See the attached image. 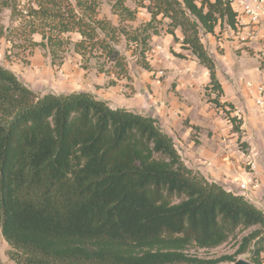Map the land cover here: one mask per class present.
<instances>
[{"label": "trees", "instance_id": "trees-1", "mask_svg": "<svg viewBox=\"0 0 264 264\" xmlns=\"http://www.w3.org/2000/svg\"><path fill=\"white\" fill-rule=\"evenodd\" d=\"M140 7L150 19L138 23ZM218 25L236 26L230 0H0L8 59L40 47L61 66L75 53L115 86L132 79L129 56L153 70L151 41L165 31L209 71V101L224 106L202 39ZM0 232L14 261L0 264H219L241 254L264 263V208L190 168L158 118L90 91H36L3 64ZM233 238L232 254L190 251Z\"/></svg>", "mask_w": 264, "mask_h": 264}, {"label": "crops", "instance_id": "crops-1", "mask_svg": "<svg viewBox=\"0 0 264 264\" xmlns=\"http://www.w3.org/2000/svg\"><path fill=\"white\" fill-rule=\"evenodd\" d=\"M176 32L180 37V29ZM162 36H165V43L157 48V57L166 55L173 44L178 45L174 52L184 57L178 61L174 57L166 60L172 70L165 79L168 82L163 84L151 79V72L146 69L142 72L141 69L144 78L142 89H139L137 79L133 83L139 90V101L136 103L127 98L129 102L123 107L158 118L190 168L264 208V111L255 103V90H249L248 81L244 84V77L248 75L262 83L264 74L260 63L256 68H245L240 64L249 52H252L250 56L258 57L262 41L255 38L241 44L228 26L222 29L218 25L214 34L202 33V39L216 62L217 76L223 89L220 101L226 103L217 106L209 101V71L199 64L196 57L193 61L186 58V53L192 56L190 50L176 42L174 35L161 33L155 35L152 42ZM8 47L6 39L0 37V64L16 72L15 59L6 57V52H10ZM195 64L199 66L195 67ZM131 73L133 75L132 70ZM97 79L98 89L78 91H90L109 103L119 83L106 87L109 77L102 73ZM172 80L175 83L170 85ZM121 99L124 98H119L117 104ZM228 110L231 116L240 118L238 127L229 119ZM243 182L248 183L246 189L241 187Z\"/></svg>", "mask_w": 264, "mask_h": 264}, {"label": "rangeland", "instance_id": "rangeland-1", "mask_svg": "<svg viewBox=\"0 0 264 264\" xmlns=\"http://www.w3.org/2000/svg\"><path fill=\"white\" fill-rule=\"evenodd\" d=\"M132 6L135 7L136 5L132 3ZM102 14H106L107 16H110L111 18L115 19V16L111 14L110 6L107 3L104 4L102 7ZM138 16H139L138 23L150 19L149 13L143 7L139 8ZM2 18L4 23L8 24L9 11H5L4 14L2 15ZM163 33H165V31H163L162 34ZM158 39L159 40H156L155 43L151 41L152 49L148 53V58L153 66V70H147V71L151 72L150 76L151 79L153 80L155 79L157 80V76L159 75V72L163 71L162 76L160 77L161 79L160 81L163 84L164 82H168V80L165 79L167 78L168 74H170L169 72L172 70L171 67H168L169 65H167L166 60L169 57H174V59L177 61L181 60L182 58L174 55L175 54L174 51L177 50L175 49V47H178V45L175 44H173V46L170 47V50L166 55L164 56L159 55V57H157V52H156L157 48L164 46L165 36H162ZM206 41L208 40L206 39ZM178 43L181 44L182 46V42L179 41ZM186 54H187L186 58L189 61H193L195 59L193 58L195 56L192 55V53H191L192 55L191 57L189 56V53ZM248 55L249 56H246L244 59H241L240 64H242L245 68H256L259 63L258 57L250 56L252 55V52H249ZM11 59H15L14 65L16 66V72L20 77V79L23 80L29 87H31L36 91L62 93L69 91H78L81 89H90V88L98 89V85H96L95 82L96 80H98L97 78L99 76V72H97L95 69L86 70L82 68L80 63V57L75 53H71L68 56L67 61L61 66L52 64L50 57L46 56L45 51L40 47L35 48L32 54L28 52L20 53L19 57L13 56ZM129 60H130V71L131 70L133 71V75L131 73L133 77L131 80L124 79L119 82V85L117 86V90L113 93V97H112L113 99L109 102V104L112 107L113 106L123 107V105L129 102L127 98H130L132 102L136 101L137 103L139 101V99H137V97L140 96L138 94L139 90H136L133 83L137 79L138 86L140 87L139 89H142L141 82L142 80H144V78L143 75L141 74L142 72H144L145 69L137 64L136 58H134L133 56H129ZM197 61L199 62L198 59ZM196 66L199 65L195 64V67ZM141 69L142 72L140 71ZM175 80L170 81V85H173L175 83L174 82ZM247 81H251L255 85L258 84V81L253 77V75L245 76L244 84ZM248 88L254 90V87H248ZM211 91H209V94L210 96H213ZM216 94H218L217 90L215 91L214 96ZM119 98H124V99H121L120 104H117ZM135 109L137 110V108ZM240 145L242 146L243 144ZM241 235H239L238 238H240ZM9 248H10L9 244L6 242L2 233L0 232V257L4 262L14 263V261L8 255ZM235 249H236V239L233 238L216 248H212V249L192 248L190 251L191 253H196L200 256L213 258L221 255L232 254L235 251ZM262 257L264 259V253L262 254ZM240 258H245L250 260L249 254H241L238 256V259ZM219 264H233V262L224 261Z\"/></svg>", "mask_w": 264, "mask_h": 264}, {"label": "built area", "instance_id": "built-area-1", "mask_svg": "<svg viewBox=\"0 0 264 264\" xmlns=\"http://www.w3.org/2000/svg\"><path fill=\"white\" fill-rule=\"evenodd\" d=\"M230 2L236 12V26L228 27L241 44H246L255 38L262 41L257 55L260 70L264 74V0H230ZM162 73L163 71H160L157 76L158 82L161 80ZM247 87H254L255 103L264 111V82L255 85L248 81ZM249 90L254 91L250 88ZM247 185V182L241 183L243 189H246Z\"/></svg>", "mask_w": 264, "mask_h": 264}, {"label": "water", "instance_id": "water-1", "mask_svg": "<svg viewBox=\"0 0 264 264\" xmlns=\"http://www.w3.org/2000/svg\"><path fill=\"white\" fill-rule=\"evenodd\" d=\"M233 264H254L252 261L245 259V258H240Z\"/></svg>", "mask_w": 264, "mask_h": 264}]
</instances>
